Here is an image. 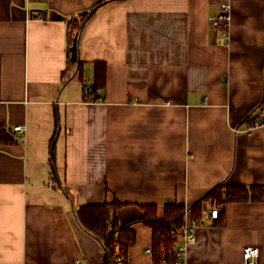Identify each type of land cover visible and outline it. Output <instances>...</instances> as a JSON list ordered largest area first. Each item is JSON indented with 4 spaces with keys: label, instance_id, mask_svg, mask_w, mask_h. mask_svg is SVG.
Instances as JSON below:
<instances>
[{
    "label": "crops",
    "instance_id": "0c3cea01",
    "mask_svg": "<svg viewBox=\"0 0 264 264\" xmlns=\"http://www.w3.org/2000/svg\"><path fill=\"white\" fill-rule=\"evenodd\" d=\"M103 1L0 0V124L15 138L0 146V264H109L80 206L118 201L124 224L218 185L264 189V125L247 129L264 121V0H228V37L210 22L225 0L114 1L80 33V74L69 23ZM133 228L130 264H153V230ZM196 234L186 264H244L246 247L264 264V202L205 203Z\"/></svg>",
    "mask_w": 264,
    "mask_h": 264
},
{
    "label": "trees",
    "instance_id": "16d2710c",
    "mask_svg": "<svg viewBox=\"0 0 264 264\" xmlns=\"http://www.w3.org/2000/svg\"><path fill=\"white\" fill-rule=\"evenodd\" d=\"M124 0H106L100 2L89 12H85L78 20L69 23L71 33L68 36V62L75 66L78 73L84 71V63L73 62L72 47L77 39L79 42L80 33L104 6ZM69 74H65L66 80ZM107 82V66L104 63L95 64L94 92L91 94L92 102L96 100V93L104 89ZM15 142L13 134L0 124V146ZM69 195L70 191L65 190ZM264 202V189L259 187H248L245 185H218L208 192L200 201L189 208L182 204H168L165 206L163 217L158 214L159 207L156 205H143L141 209L144 216L141 219L120 223L117 211L123 206L120 202L84 205L76 210L78 223L92 236H94L107 252L109 264H130L129 256L134 247L137 236L134 225L138 222L144 223L153 230V264L164 262L174 263L177 249L181 243L182 232L186 224L187 211L191 210V221L200 225L205 203L223 205L235 202Z\"/></svg>",
    "mask_w": 264,
    "mask_h": 264
},
{
    "label": "built area",
    "instance_id": "2783aa9c",
    "mask_svg": "<svg viewBox=\"0 0 264 264\" xmlns=\"http://www.w3.org/2000/svg\"><path fill=\"white\" fill-rule=\"evenodd\" d=\"M231 9L232 5L228 0H225L220 6L218 7V13L211 17L210 22L212 26L216 29H219L223 36L228 37L229 35V26H230V19H231ZM68 33H71L70 28L68 29ZM96 102H103V99L97 97ZM264 125V121L262 122H255L251 124L247 129L248 131H252L255 128L261 127ZM15 131L19 133L25 132L24 127L18 126L15 127ZM221 208L215 207L211 211V216L214 219L219 217ZM188 214V212H187ZM198 224L195 222L186 219V224L182 232L181 243L177 249L176 260L174 263H167L164 262L162 264H186L185 257L189 247L193 246L197 242V228ZM149 253L152 254V249L148 250ZM260 256V249L258 247H246L243 252L244 264H258V258Z\"/></svg>",
    "mask_w": 264,
    "mask_h": 264
},
{
    "label": "water",
    "instance_id": "95a60500",
    "mask_svg": "<svg viewBox=\"0 0 264 264\" xmlns=\"http://www.w3.org/2000/svg\"><path fill=\"white\" fill-rule=\"evenodd\" d=\"M71 51H72V59L71 60L73 62H76L78 60V53H79L78 52L79 48H78V40L77 39L75 40V43H74Z\"/></svg>",
    "mask_w": 264,
    "mask_h": 264
}]
</instances>
